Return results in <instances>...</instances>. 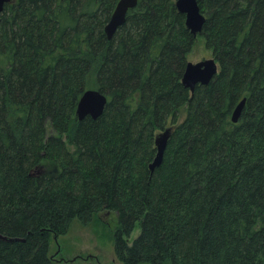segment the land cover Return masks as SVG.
I'll return each mask as SVG.
<instances>
[{"label": "trees", "instance_id": "obj_1", "mask_svg": "<svg viewBox=\"0 0 264 264\" xmlns=\"http://www.w3.org/2000/svg\"><path fill=\"white\" fill-rule=\"evenodd\" d=\"M119 1L5 6L0 264H59L52 236L99 214L117 216L121 264H264V0H198L219 73L193 94L182 78L197 37L176 0H139L108 39ZM91 89L108 103L80 121Z\"/></svg>", "mask_w": 264, "mask_h": 264}, {"label": "water", "instance_id": "obj_2", "mask_svg": "<svg viewBox=\"0 0 264 264\" xmlns=\"http://www.w3.org/2000/svg\"><path fill=\"white\" fill-rule=\"evenodd\" d=\"M12 0H0V22L1 15L5 6ZM139 0H120L105 28L108 39H112L118 29L122 27L127 19L130 11L137 8ZM178 12L186 16V28L196 38L202 33L207 17L201 12L198 0H176ZM219 73V64L215 59L205 60L199 63L189 62L182 78V84L193 94L198 85L207 86L214 77ZM247 99H243L236 107L232 120L238 123L246 106ZM108 98L99 90H86L78 104L77 116L81 120L90 116L94 120L101 117L105 111ZM172 128L166 129L156 137L157 155L150 164L151 172L159 168L164 160V155L168 147V143L172 134ZM7 241L16 239L4 238Z\"/></svg>", "mask_w": 264, "mask_h": 264}, {"label": "rangeland", "instance_id": "obj_3", "mask_svg": "<svg viewBox=\"0 0 264 264\" xmlns=\"http://www.w3.org/2000/svg\"><path fill=\"white\" fill-rule=\"evenodd\" d=\"M215 59L202 36H198L188 61L199 63ZM187 117V106L183 107L179 119L174 125L170 119L167 127L181 124ZM119 226L115 214H99L88 225L75 220L67 235L52 236L50 241L51 256L59 264H121L115 254L114 233ZM140 234L137 227L131 236V242Z\"/></svg>", "mask_w": 264, "mask_h": 264}, {"label": "bare ground", "instance_id": "obj_4", "mask_svg": "<svg viewBox=\"0 0 264 264\" xmlns=\"http://www.w3.org/2000/svg\"><path fill=\"white\" fill-rule=\"evenodd\" d=\"M119 3V2H118ZM110 22V21H109ZM107 26V25H106ZM106 28V27H105Z\"/></svg>", "mask_w": 264, "mask_h": 264}]
</instances>
